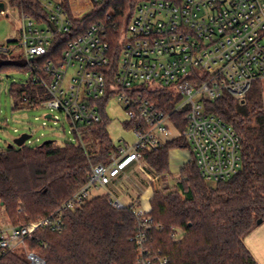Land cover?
I'll use <instances>...</instances> for the list:
<instances>
[{
    "label": "built area",
    "instance_id": "obj_1",
    "mask_svg": "<svg viewBox=\"0 0 264 264\" xmlns=\"http://www.w3.org/2000/svg\"><path fill=\"white\" fill-rule=\"evenodd\" d=\"M38 1L55 29L50 23L38 24L24 12L18 23L24 46L19 59L27 60L29 79L43 84L49 94L40 105L66 114L84 145L81 126L101 121V110L115 97L127 111V124L134 126L138 139L134 145H116L108 163L93 164L88 182L54 212L35 222L0 227V257L23 248L30 264H45V259L26 245L34 231L41 227L61 231L65 209H76L97 189L113 194L107 183L128 163L147 165L144 151L174 139H186L209 184L228 180L240 171L239 134L222 117L208 111L205 103L224 95L244 101L254 82H264V0H141L118 43L114 45L109 27L100 21L66 42L60 58L53 48L55 34L71 32L74 19L104 0L80 5L70 0ZM15 49L14 45H0V58ZM49 51L52 58L41 66L36 59ZM161 92L172 99L160 101L157 95ZM175 98L178 100L167 109ZM178 112L185 114L184 128L183 119L179 125L173 119ZM110 201L119 208L127 206L113 197ZM133 204L138 219L136 264H169L166 256L148 244L153 221L149 209L138 208L139 201ZM173 237L178 240L183 236L175 230Z\"/></svg>",
    "mask_w": 264,
    "mask_h": 264
},
{
    "label": "trees",
    "instance_id": "obj_2",
    "mask_svg": "<svg viewBox=\"0 0 264 264\" xmlns=\"http://www.w3.org/2000/svg\"><path fill=\"white\" fill-rule=\"evenodd\" d=\"M7 1L12 10L28 14L40 25H49V13L38 0ZM140 1L104 0L96 4L91 12L73 20L71 32L55 34L56 55L60 58L66 42L100 21L109 27L115 45ZM18 44L19 40L7 42ZM51 55L49 51L36 61L43 66ZM2 57L20 58L13 53ZM10 68L31 70L30 66H2L0 80ZM10 94L14 109L37 107L49 98L43 84L32 79L12 83ZM263 95L262 81H256L244 101L224 95L205 103L208 111L231 124L240 136L243 166L235 176L209 184L192 156L180 170L176 190L153 192L148 244L166 256L169 264H259L245 238L258 226V220L264 222ZM157 97L167 102L171 96L161 92ZM177 100L173 99L167 109ZM101 113V121L81 126L84 145L80 141L59 144L47 140L40 145L25 142L0 149V201L12 225L35 222L54 212L88 182L93 164L109 162L115 144L105 110ZM184 115L173 114L178 125L183 119L181 128L186 125ZM176 148L189 149V143L178 138L144 151L149 172L156 176L169 173L170 151ZM110 200L111 195L104 193L92 196L76 209H65L63 229L41 227L26 239L27 247L43 257L45 264H136V204L119 208ZM175 230L183 237L175 240ZM0 264L30 261L24 253L9 250L0 257Z\"/></svg>",
    "mask_w": 264,
    "mask_h": 264
},
{
    "label": "rangeland",
    "instance_id": "obj_3",
    "mask_svg": "<svg viewBox=\"0 0 264 264\" xmlns=\"http://www.w3.org/2000/svg\"><path fill=\"white\" fill-rule=\"evenodd\" d=\"M74 5H80L83 1L87 0H70ZM20 13L12 10L6 0V7L0 10V45L7 44L8 40H19V44L14 50L13 56L21 57L24 46L23 34L20 29L18 19ZM30 71L17 70L10 68L7 72L1 74L0 80V149L13 145L15 140L23 134L30 135L27 143L31 145H40L47 140H55L59 144L67 141L77 143L78 139L72 131L71 125L68 121L66 114L59 110L50 109L44 105L37 107H25L21 109L13 108V99L10 94V87L12 83H21L29 79ZM264 94V82H262ZM264 97V95H263ZM264 99V98H263ZM105 113L108 117V131L115 146L121 143H128L134 145L137 141L134 126L128 125L130 117L125 110L124 106L114 97L109 99L105 105ZM51 114L55 119L48 118L47 115ZM184 156V160L188 161L192 158L190 149L176 148L170 151ZM182 162H174L170 172L165 175L156 176L150 174L148 166L142 164H130L124 168V176L130 184L134 185L137 181L142 186L140 203L138 208L144 210L150 209V198L155 190L170 192L177 189V179L180 177V168ZM128 176V177H127ZM164 176L167 182L163 180ZM154 179V180H153ZM109 188V182L107 183ZM137 187L134 186V189ZM137 190V189H136ZM94 193H106V189L101 188L94 190ZM114 200H125L124 195L118 197L114 193L111 198ZM12 225L6 216L5 209L0 201V227L6 228ZM245 243L251 248L254 256L259 264H264V222L259 224L246 238ZM19 252H26L23 248Z\"/></svg>",
    "mask_w": 264,
    "mask_h": 264
},
{
    "label": "crops",
    "instance_id": "obj_4",
    "mask_svg": "<svg viewBox=\"0 0 264 264\" xmlns=\"http://www.w3.org/2000/svg\"><path fill=\"white\" fill-rule=\"evenodd\" d=\"M1 1L5 3V7H6V0H0V2ZM172 159L174 160V162H180L181 161L182 162L181 168L187 162L186 160H184V156L183 155H179L177 153H173V154L171 153V156H170V169H171V165H172ZM130 164L136 165V164H138V162H130V163H128V165H130ZM138 167H139V164H138ZM181 168H180V170H181ZM150 174H152V173H150ZM163 180L165 182H167V179H166L165 176H164ZM109 186L110 187L109 188L107 187V188L110 191H112L115 195H117L118 197H120V195H124L125 200H120V201H122L125 205H131V204H133V203H135L137 201H139V203H140V198H141V192L140 191L142 189V186L137 181L134 183V185L130 184V182L127 180L126 176H124V171L118 177L110 180L109 181ZM134 186L137 187L136 188L137 190L134 189ZM99 194H102V193H95V195H99ZM250 250H251V248H250ZM252 253H253V251H252Z\"/></svg>",
    "mask_w": 264,
    "mask_h": 264
},
{
    "label": "water",
    "instance_id": "obj_5",
    "mask_svg": "<svg viewBox=\"0 0 264 264\" xmlns=\"http://www.w3.org/2000/svg\"><path fill=\"white\" fill-rule=\"evenodd\" d=\"M0 9L4 10L5 9V3L4 2H0ZM51 27L53 29H55V26L53 23H50ZM28 64L26 59H4V58H0V68L2 66H18V67H24ZM48 118H53L51 114L47 115ZM30 137V135L27 134H23L21 135L19 138H17L14 142L13 145H17V146H22L27 139ZM12 146V145H10ZM263 222L262 219L258 220V225L261 224Z\"/></svg>",
    "mask_w": 264,
    "mask_h": 264
}]
</instances>
